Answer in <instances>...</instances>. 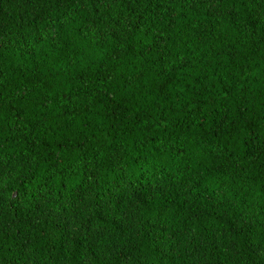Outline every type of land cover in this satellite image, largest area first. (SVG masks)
I'll return each mask as SVG.
<instances>
[{"label":"trees","instance_id":"trees-1","mask_svg":"<svg viewBox=\"0 0 264 264\" xmlns=\"http://www.w3.org/2000/svg\"><path fill=\"white\" fill-rule=\"evenodd\" d=\"M0 264H264V0H0Z\"/></svg>","mask_w":264,"mask_h":264}]
</instances>
